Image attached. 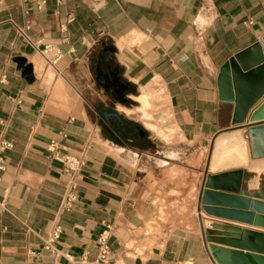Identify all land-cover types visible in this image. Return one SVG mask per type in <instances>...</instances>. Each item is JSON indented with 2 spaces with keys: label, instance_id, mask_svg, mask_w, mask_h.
<instances>
[{
  "label": "crops",
  "instance_id": "obj_1",
  "mask_svg": "<svg viewBox=\"0 0 264 264\" xmlns=\"http://www.w3.org/2000/svg\"><path fill=\"white\" fill-rule=\"evenodd\" d=\"M263 38L264 0H0V144H14L0 146V264H92L106 225L116 264H217L207 223L246 230L251 243H264V227L209 215L203 205L206 191L219 209L241 210L247 201L252 212L253 203L264 204V157L253 156L249 137L264 97L234 125L235 105L219 89L224 64L256 43L264 47ZM46 44L62 55L54 64ZM107 50L131 92H139L127 99L141 105L150 94L161 96L147 114L170 119L168 142L146 126L138 105L114 109L143 136L116 130L103 100L88 103L90 78ZM17 58L32 65L33 82ZM238 137L249 142L259 168L211 171L217 142L223 152ZM52 140L83 163L69 211L62 202L71 178L47 151ZM239 172L237 182L232 175ZM226 176L231 185H219ZM182 179L187 213L172 214L164 237H152L161 201L177 197ZM209 179L218 184L207 187ZM57 226L61 238L47 250Z\"/></svg>",
  "mask_w": 264,
  "mask_h": 264
},
{
  "label": "water",
  "instance_id": "obj_2",
  "mask_svg": "<svg viewBox=\"0 0 264 264\" xmlns=\"http://www.w3.org/2000/svg\"><path fill=\"white\" fill-rule=\"evenodd\" d=\"M110 50L114 51V48L110 47ZM15 61L19 65V68L23 70V76L26 77L29 82H33L32 65H27L26 59L24 58H17ZM96 79L99 85L106 89L108 88L106 81L109 80V77L102 71L100 66L97 68ZM219 89L221 99L233 102L235 105L233 124H243L250 110L264 97V47L261 43H256L239 54H236L224 64L219 75ZM127 100V98H124L122 92L117 98V101L123 104L126 103ZM104 116L117 121L114 127L116 130H124L127 133L134 134L136 129L140 135L143 136L145 134L140 127L134 128L131 121L123 120L115 109L105 110ZM249 123H251L249 137L252 154L255 158L264 157V102L252 113ZM234 142L243 145V157H238L237 159L236 157H232L226 164L218 169L213 170L210 168L211 171L216 172L222 168L232 169L237 167H252L250 169L254 171L256 168H259V162L254 161L251 163L249 142L244 141L241 137L235 139ZM220 147L219 141L213 153L211 167L216 159V151H219ZM251 170H247L245 174L250 173ZM240 175L241 172L232 176H237L238 182ZM231 181L230 176H226L224 177V181L219 182V185L230 186ZM213 184L217 185L218 183L210 179L207 181V187ZM217 203L218 200L216 195L206 191L203 197V205H205L204 210L209 215L264 227V204L259 202L253 203L252 212H247V201H242L243 207L241 210L236 211L211 207L216 206ZM253 212H257L258 215ZM206 235L208 236L210 254L217 264H264V256H262L264 255V243H251L248 238L250 234L246 230L228 226V229L223 232L207 231ZM218 236L229 239L233 247H238L240 250L246 249L249 252L257 254H244L240 251L217 246L216 239H218Z\"/></svg>",
  "mask_w": 264,
  "mask_h": 264
},
{
  "label": "rangeland",
  "instance_id": "obj_3",
  "mask_svg": "<svg viewBox=\"0 0 264 264\" xmlns=\"http://www.w3.org/2000/svg\"><path fill=\"white\" fill-rule=\"evenodd\" d=\"M99 49V48H98ZM91 80V84H90V89H88L87 92V96L89 98V104L90 105H94V103H98L99 101L103 100L108 106H110L111 108L113 107H117L118 105H123L125 107L128 108H132L134 106H137L138 103L136 101H134L131 97H128V100L131 101V103H127V105L120 103L117 100H110V98L105 94L104 89L96 82V79L94 76H92L90 78ZM139 92H137V94H130V95H138ZM159 98H161L160 95L156 96L153 94H150L149 100L147 102H141V105H138V107H140L139 109V115L142 116V121L146 124V126L148 128H150L151 130H153L155 132V134L157 136H159L163 141H167L168 142V138H169V134L170 132H167L164 128V126L169 125L170 124V119L167 120V118L163 117V116H153V115H148L147 112L149 110H152L155 108V106L153 105V101L155 100H159ZM162 110L158 109L155 112H161ZM135 120H137L146 130H148L141 121H139L138 119L134 118ZM146 119L149 120H156L160 123H158L159 125L162 126H157V127H153L150 125V123L152 121H147ZM165 121V122H163ZM153 123V122H152ZM150 132L151 135H154L153 132H151L150 130H148ZM155 136V135H154ZM184 157V156H182ZM179 174V172H178ZM187 174V175H186ZM188 174H191V172H187L185 173V178L190 176ZM180 175V174H179ZM196 174H193V177H195ZM178 184V188L179 190H177V197L173 198L172 200L168 201L167 199H163V201H161L160 206L161 209L163 211V213L161 214V216L159 217V219H157L155 222H153V230L149 233L152 235V237H164V229L167 226L168 220L171 217L172 214H177L179 217H184V215L187 213V207L186 205L189 203H187L186 198L188 196L185 195V192H182L181 190L185 191L186 187H187V183L185 181V179L179 180L177 182ZM195 196H190L189 199H194ZM189 210V209H188ZM194 212H195V208H194Z\"/></svg>",
  "mask_w": 264,
  "mask_h": 264
},
{
  "label": "built area",
  "instance_id": "obj_4",
  "mask_svg": "<svg viewBox=\"0 0 264 264\" xmlns=\"http://www.w3.org/2000/svg\"><path fill=\"white\" fill-rule=\"evenodd\" d=\"M43 53L47 57L52 56L53 64L56 63L62 57L61 53L57 51V49L51 44L44 45ZM0 146L2 150L14 148V144L7 140H3ZM47 151L60 163H62L63 173L67 174L71 178L69 187L67 188L64 200L62 202V209L69 211L72 209L73 204L77 199V195H76L77 183L75 181V176L77 175V173L80 172L83 166L82 160L76 156H72L69 154H64V155L61 154L59 142L56 140L50 141L47 147ZM61 235H62V228L60 226H57L53 230L46 244L44 245V248L47 250H51L54 246V243L60 240ZM110 239H111V225H106L105 229L98 238L99 255L92 264H116L115 262L112 261Z\"/></svg>",
  "mask_w": 264,
  "mask_h": 264
},
{
  "label": "flooded vegetation",
  "instance_id": "obj_5",
  "mask_svg": "<svg viewBox=\"0 0 264 264\" xmlns=\"http://www.w3.org/2000/svg\"><path fill=\"white\" fill-rule=\"evenodd\" d=\"M100 67L102 71L108 75L109 80L106 81V84L108 88H104L105 94L110 98V100H117L120 93L122 92L124 95V98H127V94L131 92L132 88L127 82L122 78V74L120 73L119 68L114 64L113 60L111 59V51L107 50L105 53L102 54L100 57ZM108 109H114V108H108ZM123 120L125 119L123 116H121ZM112 119V118H110ZM115 123L117 121L115 119H112ZM134 128L138 127L137 125H133ZM135 132L137 130L135 129Z\"/></svg>",
  "mask_w": 264,
  "mask_h": 264
},
{
  "label": "bare ground",
  "instance_id": "obj_6",
  "mask_svg": "<svg viewBox=\"0 0 264 264\" xmlns=\"http://www.w3.org/2000/svg\"><path fill=\"white\" fill-rule=\"evenodd\" d=\"M235 145H237V146H235ZM232 146H234V147L229 149V150L223 151V152L216 151V155H215L216 159L213 162L212 167H211L213 170H216L219 167H221L220 164L223 163L227 158H228V160H230L232 157H239V158L243 157V155H244L243 145L241 146V144H239L238 142H235V143L233 142ZM236 153H237V155L235 156ZM207 225L213 228V229H208V231L223 232L224 230L228 229V227L221 226L218 224L207 223ZM216 240H217V243H219V244L233 247L232 246L233 244L230 242L229 239L218 238Z\"/></svg>",
  "mask_w": 264,
  "mask_h": 264
},
{
  "label": "trees",
  "instance_id": "obj_7",
  "mask_svg": "<svg viewBox=\"0 0 264 264\" xmlns=\"http://www.w3.org/2000/svg\"><path fill=\"white\" fill-rule=\"evenodd\" d=\"M131 93L135 94V91L133 90V92H131ZM127 103H131V101L130 100H127V102L124 103V104L127 105ZM108 119H110V118H108Z\"/></svg>",
  "mask_w": 264,
  "mask_h": 264
}]
</instances>
